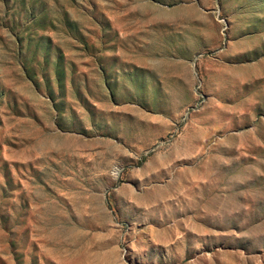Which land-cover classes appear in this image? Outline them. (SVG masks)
<instances>
[{
    "label": "rangeland",
    "instance_id": "1",
    "mask_svg": "<svg viewBox=\"0 0 264 264\" xmlns=\"http://www.w3.org/2000/svg\"><path fill=\"white\" fill-rule=\"evenodd\" d=\"M0 264H264V0H0Z\"/></svg>",
    "mask_w": 264,
    "mask_h": 264
}]
</instances>
